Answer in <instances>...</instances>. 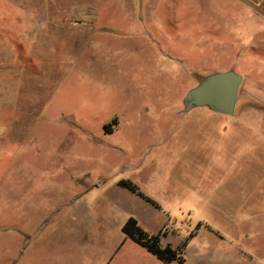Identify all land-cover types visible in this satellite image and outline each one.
Segmentation results:
<instances>
[{
    "label": "rangeland",
    "instance_id": "rangeland-1",
    "mask_svg": "<svg viewBox=\"0 0 264 264\" xmlns=\"http://www.w3.org/2000/svg\"><path fill=\"white\" fill-rule=\"evenodd\" d=\"M227 71L243 77L232 116L184 111ZM260 189L264 7L0 0V264H96L117 243L112 264H165L122 232L130 217L187 243L171 264H244ZM42 218L52 243L23 234Z\"/></svg>",
    "mask_w": 264,
    "mask_h": 264
},
{
    "label": "water",
    "instance_id": "water-1",
    "mask_svg": "<svg viewBox=\"0 0 264 264\" xmlns=\"http://www.w3.org/2000/svg\"><path fill=\"white\" fill-rule=\"evenodd\" d=\"M242 82L243 77L233 71L208 75L187 92L183 101L184 111L208 107L214 113L232 116Z\"/></svg>",
    "mask_w": 264,
    "mask_h": 264
},
{
    "label": "trees",
    "instance_id": "trees-1",
    "mask_svg": "<svg viewBox=\"0 0 264 264\" xmlns=\"http://www.w3.org/2000/svg\"><path fill=\"white\" fill-rule=\"evenodd\" d=\"M120 184L130 191L139 194L148 202L156 205L152 199L143 195L134 183L123 180L120 182ZM122 232L127 238L146 249L150 254L165 264H171L173 262L182 263L185 261L182 254L187 243H182L176 248L170 243H162V237L165 236L163 235L162 231H159L157 234H149L144 229H142L138 221L133 217H130L123 225Z\"/></svg>",
    "mask_w": 264,
    "mask_h": 264
},
{
    "label": "crops",
    "instance_id": "crops-1",
    "mask_svg": "<svg viewBox=\"0 0 264 264\" xmlns=\"http://www.w3.org/2000/svg\"><path fill=\"white\" fill-rule=\"evenodd\" d=\"M249 1L252 2L256 6L264 7V0H249ZM248 196H249V194L246 195V193L244 192V201L248 200ZM257 196H258V198H257V200H258V213H257L258 226H257V231H258V234H261V233L264 234V191H261V189L258 190ZM149 204L152 207H154L155 209H157L156 205H154L150 202H149ZM47 228H48V220L46 218H42L41 220H39L34 225V227L32 229L23 231V234L27 233L32 237L30 242L37 239L40 241L38 243H52L51 241H53V239H52L53 237L50 235L51 231H48V232L46 231ZM23 234H21L20 237H22ZM134 244L137 245L136 243H134ZM137 246H139V245H137ZM119 252H120V250H119L118 243L114 246H110V250L108 252V255L106 257L102 256L99 259H97L96 264H112L113 261L116 259L117 255L121 254ZM147 253H148L147 258L155 259L158 262H161L155 256L150 254L148 251H147ZM244 264H264V243H263V247H262L261 243H258L257 250H256L255 254H252L251 252L244 250Z\"/></svg>",
    "mask_w": 264,
    "mask_h": 264
}]
</instances>
